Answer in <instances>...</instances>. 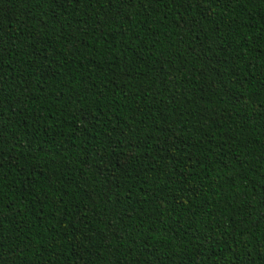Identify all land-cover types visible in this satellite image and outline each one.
I'll return each mask as SVG.
<instances>
[{"label":"trees","instance_id":"16d2710c","mask_svg":"<svg viewBox=\"0 0 264 264\" xmlns=\"http://www.w3.org/2000/svg\"><path fill=\"white\" fill-rule=\"evenodd\" d=\"M0 264H264V0H0Z\"/></svg>","mask_w":264,"mask_h":264}]
</instances>
